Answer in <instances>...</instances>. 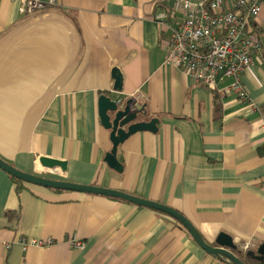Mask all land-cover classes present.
<instances>
[{"label": "crops", "instance_id": "obj_1", "mask_svg": "<svg viewBox=\"0 0 264 264\" xmlns=\"http://www.w3.org/2000/svg\"><path fill=\"white\" fill-rule=\"evenodd\" d=\"M171 5L54 0L24 14L20 0H0V159L45 179L160 203L206 244L224 233L240 257L256 255L264 244V34L253 33L262 50L242 75L247 104L231 78L206 87L164 63L157 17ZM251 24L264 29V5ZM115 68L121 93L112 91ZM101 94L144 105L138 121L158 120L155 133L119 144L121 172L104 161L112 144L98 116ZM41 157L66 162V171L42 167ZM12 178L0 169V264H229L158 210ZM35 239L43 245L27 243Z\"/></svg>", "mask_w": 264, "mask_h": 264}, {"label": "built area", "instance_id": "obj_2", "mask_svg": "<svg viewBox=\"0 0 264 264\" xmlns=\"http://www.w3.org/2000/svg\"><path fill=\"white\" fill-rule=\"evenodd\" d=\"M52 3L54 0H20V11L31 14ZM263 5L264 0H172L167 12L157 17L165 27L164 63L187 72L195 83L206 87H212L218 76L231 78L232 90L248 104L242 75L262 50L261 41L250 35V25ZM68 242L73 248H83L73 238ZM27 243L38 246L44 242Z\"/></svg>", "mask_w": 264, "mask_h": 264}, {"label": "water", "instance_id": "obj_3", "mask_svg": "<svg viewBox=\"0 0 264 264\" xmlns=\"http://www.w3.org/2000/svg\"><path fill=\"white\" fill-rule=\"evenodd\" d=\"M111 78L113 80L112 91L114 93H121L122 75L120 71L116 68L113 69L111 72ZM97 110L100 123L104 129L109 131V138L112 144V149L110 152L106 153L104 161L110 169L121 172L122 166L116 157L117 147L119 144L136 132L148 131L155 133L157 131L158 120L151 119L148 122L138 121L146 116L144 105L137 107L133 103L132 99H129L124 104H121L119 100H115L105 94H101L99 96ZM39 163L42 167L49 170L59 169L62 173L66 171L67 163L64 161L41 157L39 158ZM0 169L8 173L10 176L31 185L42 186L48 189L103 195L127 201L137 206L158 210L179 222L187 230L192 240L207 254L224 256L229 259L232 264H245L234 254V251H236V245H234L230 236L220 233L215 239L216 246L208 245L200 238L195 227L183 215L168 206L154 201L140 199L121 191H113L96 186L78 185L64 181L45 179L16 170L2 159H0ZM248 255L252 256V258L257 261L264 259V244L258 247L256 255L252 252H249Z\"/></svg>", "mask_w": 264, "mask_h": 264}, {"label": "trees", "instance_id": "obj_4", "mask_svg": "<svg viewBox=\"0 0 264 264\" xmlns=\"http://www.w3.org/2000/svg\"><path fill=\"white\" fill-rule=\"evenodd\" d=\"M251 30H250V35H253V33H260V34H264V29H258L255 25L251 24ZM220 108H221V104H220V96L218 94H214V112L216 117L220 116ZM263 115H264V110H263ZM13 180H15L16 182H20L14 178H12ZM234 254L236 255V257L238 259H240L243 263L245 264H264V259L260 260V261H256L255 259L252 258V256H249L246 254V256L244 258L240 257L242 256V254L236 250L234 251ZM225 258V257H224ZM242 258V259H241ZM229 264H232L231 262L228 261Z\"/></svg>", "mask_w": 264, "mask_h": 264}]
</instances>
